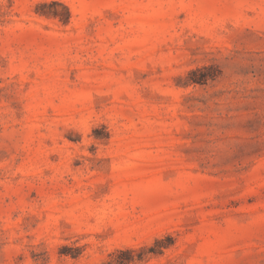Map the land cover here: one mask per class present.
<instances>
[{
  "label": "rangeland",
  "instance_id": "obj_1",
  "mask_svg": "<svg viewBox=\"0 0 264 264\" xmlns=\"http://www.w3.org/2000/svg\"><path fill=\"white\" fill-rule=\"evenodd\" d=\"M0 264H264V0H0Z\"/></svg>",
  "mask_w": 264,
  "mask_h": 264
},
{
  "label": "trees",
  "instance_id": "obj_2",
  "mask_svg": "<svg viewBox=\"0 0 264 264\" xmlns=\"http://www.w3.org/2000/svg\"><path fill=\"white\" fill-rule=\"evenodd\" d=\"M135 251L133 250H126L124 252H121V253H124V254H127V255H132Z\"/></svg>",
  "mask_w": 264,
  "mask_h": 264
}]
</instances>
